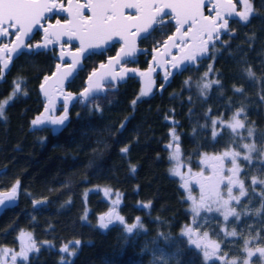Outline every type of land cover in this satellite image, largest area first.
Instances as JSON below:
<instances>
[{
    "label": "trees",
    "instance_id": "trees-1",
    "mask_svg": "<svg viewBox=\"0 0 264 264\" xmlns=\"http://www.w3.org/2000/svg\"><path fill=\"white\" fill-rule=\"evenodd\" d=\"M248 2V21L233 18L205 57L162 88L156 76L148 95H141L142 81L131 73L84 99L79 91L86 75L104 59L89 56L67 85L73 99L58 108L67 109L63 125L32 123L43 114L39 84L55 66L50 50L24 51L7 67L0 63V103L17 83L21 89L0 118V190L18 182L19 197L16 205L0 208V264H13L12 254L15 264H224L206 260L186 234L193 211L170 156L178 144L180 167H198L202 156L255 144L254 160H242L243 176L264 181V0ZM148 61L142 53L128 63L147 68ZM206 82L213 83L203 89ZM238 111L245 127L233 133L227 125ZM246 198L264 203L254 192ZM111 207L124 223L113 216L101 228ZM137 220L142 226L126 232ZM222 222L216 216L201 228L222 236ZM229 222L237 235L224 240L227 256L240 255L246 238L264 242V209ZM27 237L35 247L25 260L20 253L29 249Z\"/></svg>",
    "mask_w": 264,
    "mask_h": 264
},
{
    "label": "snow or ice",
    "instance_id": "snow-or-ice-1",
    "mask_svg": "<svg viewBox=\"0 0 264 264\" xmlns=\"http://www.w3.org/2000/svg\"><path fill=\"white\" fill-rule=\"evenodd\" d=\"M203 2L204 0H87L84 4L77 3L73 5L70 2L69 7L65 9L62 5L58 7L55 3H50L49 0H0V37L8 36L10 30H14L11 34L16 37L15 42L11 47H9L8 44L0 46V63H3V66L7 67L9 60L12 58V53L19 55V50L22 46L30 47V45H24L23 41L25 37L29 36L32 29L40 24L45 12L52 11L56 8L60 11H67L71 19L65 24H61L58 20L55 26L50 25L49 27L52 28L51 32H49L48 29H45V43L43 45H36L37 48H40L41 46L47 48L49 43L54 42V39L58 41L61 36H67L69 40L73 38L79 40L80 47L77 49L76 53L62 52L61 58H63L64 55H72V64L69 65V70L61 74L60 83L62 84L64 78L72 75V71L79 63V57L83 55V53L90 49L103 47L111 41L113 37H119L126 47L121 48L120 53H118L114 61H109V67H111L113 63H120L122 58L121 54H123L124 57L131 56L135 52L136 38H146V35L149 34L150 30H155L156 25H163L164 21L161 14L164 13L165 9H170L173 14V19L175 20L176 35L170 36L168 41H165V53L168 52L170 46L180 48L181 52H184L185 49H194L193 51H189L185 55H182L180 60H176V58L173 57L174 62L172 63V67L179 69L183 61L195 60L198 53L202 55L207 51V45L213 41L214 34L218 36L220 29L227 25V20L223 18L222 13H226L231 17L235 10V5L232 3V0H219L217 6L218 10H216L215 16L206 17L201 11ZM238 2L243 4L245 11L235 13V15L242 21H248L249 13L252 11L251 4L248 0H238ZM85 8L91 11V16H84L83 10ZM126 8L135 9L137 14L135 16L126 17L123 11ZM185 25L188 26L187 30H183ZM133 29H135V31H133ZM169 41L171 42V45L169 44ZM181 45H183V47H181ZM197 45H199V47H197ZM101 67L103 68L104 65H101ZM130 71L136 70L133 69ZM151 71L152 68H149L148 73H140V75L149 76ZM93 75H95V73H93ZM205 75H207V73ZM248 75H253L251 69L248 70ZM115 78L116 77L113 76V79ZM165 78H167V76ZM49 79V77H45L46 82ZM211 83L213 82L204 83L202 88H210ZM215 83H218V81ZM20 90V84L17 83L13 91V97L19 93ZM41 90L46 97L49 96V93L43 84L41 85ZM88 91V89H85V93H82L81 95L84 96ZM150 91L151 80L149 78L148 86L142 91L141 95H148ZM237 91H240V89H237ZM9 99H12V97ZM51 102V98L49 97V103ZM7 103L8 101L0 103V118L4 115V106ZM45 111L47 112L50 110L46 108ZM66 111L67 109L65 108V115L62 117H46L44 119L37 117L32 123L33 125H63L67 119ZM241 111L243 110L241 109ZM239 116L240 111L234 114L233 122L227 125L233 133H236L237 129L245 127L244 123L238 119ZM212 123L215 127L217 121H212ZM252 134L253 130L249 128L248 135L251 136ZM216 135L217 133L213 131V137ZM173 137L174 140L177 139L175 133H173ZM169 147H171V145H169ZM240 147L247 150L248 153V155L243 156V160L250 161V154L256 150L255 145L242 144ZM127 151V148L122 149V152ZM178 154L179 146L177 145L170 156V160L177 161V165H179ZM239 156V152L225 151L223 156L208 157V165L212 170V175L204 176L203 173L195 174V182L199 185L201 193L200 202L199 204H195V200L191 195H189L188 199L193 200V203L195 204L192 211L196 216L200 215L201 210H205L209 213L213 211L220 212L225 221H227L230 216H239L235 209L231 207V202L233 200L239 203V197H235L232 194L233 186L239 187L240 196L246 195L243 181H240L237 178V174L240 171L237 164V157ZM225 157H231L230 162L233 165L227 170L231 173V175L227 177L223 175V160ZM172 172L173 175L180 176L181 180L184 181L182 186L187 188L191 182L189 178L183 176L178 171V168H174ZM252 183L255 185L257 183H264V181H257L253 178ZM222 185L227 189V199L224 198V193L221 191ZM17 187L18 182L17 185L12 187L9 193L0 196V208H6V202H11L16 198ZM117 196L119 197V194H117ZM116 203H118V200ZM113 215L121 224L124 223L123 217L113 213L108 217V222H105V218L101 217L100 227L107 229L112 222ZM138 226H142L139 224V220H137V223L132 226H126V232L132 233ZM192 232V228L186 229V234L189 236L191 243L194 244L196 248H200L201 244L198 243L197 240L191 239ZM23 235L24 234H22V236ZM227 235L236 236V232L233 231L227 233ZM204 236L207 237V233H204ZM79 243V241L73 242L74 245H78ZM249 243L250 241L245 240V251L247 252V256L251 258L255 253L247 247ZM34 247V245H31L29 249L22 251L20 256L26 260L28 258L27 252ZM69 247L70 245H65L61 251L67 253ZM207 249L208 246L205 245L204 257L206 260H210L213 257L220 259V257L217 256L219 245H213L211 252ZM257 251L261 257H264V248L257 249ZM8 254V250H5V255ZM11 258L13 264H15L17 258L16 255L12 254ZM61 264H67V262L62 261ZM224 264H239V262L237 260L228 261L227 259H224ZM242 264H249V261L246 259Z\"/></svg>",
    "mask_w": 264,
    "mask_h": 264
},
{
    "label": "water",
    "instance_id": "water-1",
    "mask_svg": "<svg viewBox=\"0 0 264 264\" xmlns=\"http://www.w3.org/2000/svg\"><path fill=\"white\" fill-rule=\"evenodd\" d=\"M50 3H55L56 5L58 4L57 0H49ZM72 3L73 5L79 3V4H84L85 2L83 1H79V0H68L67 4L63 7L65 9H67L69 7V3ZM87 2V0H86ZM208 3H211L212 8L215 10V13L213 15H209L205 13L204 10V6ZM218 3L219 0H204L203 4H202V8L201 11L203 13L204 16L206 17H214L216 14V10H218ZM232 3L235 5L234 0H232ZM54 10L52 11H47L44 13L43 18L40 21V24L35 26L32 31L29 33L28 37H25L23 44L27 45V41L31 38V36L39 29L41 31H43L44 33V37H45V29H48L49 32L52 31V28H50L49 26H55L57 21L55 22H49V21H45V26H43V21L44 19L49 16ZM85 11L89 12V16H91V11L87 8H85L83 10V13ZM125 16H135L136 10L133 8H126L123 10ZM237 11V7L235 5V10L234 13ZM64 13L67 15V19L64 21H60L61 24H65L68 20L71 19V17L69 16L67 11H64ZM135 13V14H133ZM166 14H171V19L175 24V20L173 19V14L171 13L170 9H165L164 13H162V17ZM223 18L225 19V16L227 15L226 13H222ZM86 17V16H85ZM88 17V16H87ZM227 20V19H225ZM228 21V20H227ZM222 22V21H221ZM187 25L184 26L183 30H187ZM228 27H224L222 29H220L219 31V35L216 36L214 34L213 37V41L211 43H209L207 45V51L204 54H197V58L195 60H199L203 57H205L208 54L210 45L212 43L215 42V40H217L222 32L226 31ZM133 31H135V29H133ZM151 31V30H150ZM143 35V34H142ZM176 35V28L173 31L172 34H170L168 36V38L170 36ZM168 38L165 41H168ZM16 37L14 36L13 40L8 44L9 47L12 46V44L15 42ZM139 37L136 38L135 40V52L129 56V57H124L123 54H121V61L120 63H113L111 65V67H109V61L112 60L114 61L115 58L117 57L118 53H120V50L122 47H126V45L124 44V42L122 40H120L119 37H113L111 41H109L106 45H104L101 48H95V49H90L88 51H86L85 53H83V55H81L79 57V63L76 65L75 69L72 71V75L66 77L63 79L62 84L60 83V77L61 74L65 71L69 70V65L72 64V55H64L63 58H61L62 56V52L63 53H76L77 49L80 47V42L78 39H71L69 40L67 36H61L59 38V40L57 42H59V44L64 41V40H68V41H72V42H76L78 44L77 48L74 49H65V50H59L58 55H57V64L55 66V68L53 69L52 72L48 73L47 75L44 76V78L42 79L41 83L39 84V92L41 94V96L44 98V108H43V115H51V114H55L58 110V108L62 105L67 103V94H69L70 92L67 89V83L69 81H71L73 79V77L79 72V70L81 68H83L84 66V58L91 52H99L102 49L107 48L108 46L111 45L112 42H121V45L117 48L116 52L110 56H108L104 61L100 62L86 77L85 80V85L84 87L79 91V95L82 96V93H85V89H88L89 91L82 96L84 99H89L90 97L96 95V94H101L104 93L110 86L108 84L112 83V84H117L119 81H123L130 73L129 67L127 65L124 64V62L126 60L129 59H133L135 55L140 54L142 52H144L145 49H143L142 47L139 46ZM55 40V39H54ZM163 42L162 45H160L158 48H156L153 52V55L150 59L149 65L150 67L156 66L157 69H162L161 73L164 76V82L162 84V87L166 86L168 84V82H170V80L172 79V77L178 73L181 72L190 62H193L195 60L192 61H188L185 60L181 63L179 69L177 68H173L172 67V63L173 61V57L176 58V60H180V57L182 55H185L187 52L189 51H193L194 49H185L184 52H181L180 48H176V47H169V50L167 53H165V49H164V43ZM169 44L171 45V42L169 41ZM181 47H183V45H181ZM197 47H199V45H197ZM30 47H21V49L19 50L20 53L25 50V49H29ZM173 51V53H172ZM175 51V52H174ZM18 55L16 53H12L11 54V59L8 62L9 66L13 60L17 57ZM7 58V57H6ZM3 64V63H2ZM101 65H104V67L102 68ZM59 66V67H58ZM168 67V70H167ZM165 68V69H164ZM123 70V71H122ZM93 73H95V75H93ZM55 74V75H54ZM113 76H115L116 78L113 79ZM167 76V78H165ZM45 77H49L50 79L46 82L45 81ZM122 77V78H121ZM44 85L45 89L48 91L49 96H45L44 92L41 90V85ZM161 87V88H162ZM49 97L51 98V103H49ZM49 109L50 111H45V109ZM178 145V144H177ZM177 145L175 146V148L177 147ZM179 146V145H178ZM12 188L9 189H1L0 190V196L6 195L7 193H9L11 191ZM19 197H18V189H17V193H16V198L11 201V202H6L7 206H12V205H16L18 203ZM115 213V215H118V212H116V207H111L106 213H105V218L108 219V217ZM114 216V215H113ZM112 216V217H113ZM211 248L213 245H209Z\"/></svg>",
    "mask_w": 264,
    "mask_h": 264
},
{
    "label": "flooded vegetation",
    "instance_id": "flooded-vegetation-1",
    "mask_svg": "<svg viewBox=\"0 0 264 264\" xmlns=\"http://www.w3.org/2000/svg\"><path fill=\"white\" fill-rule=\"evenodd\" d=\"M57 1H58V4H57L58 7L61 6V5L64 7L67 4V1L68 0H57ZM79 1H83V2L86 3V0H79ZM234 3L236 5V7H237V11L235 13H238L240 11V5H241V3L238 2V0H234ZM204 10H205V13L206 14H209V15H213L215 13V10L212 8L211 3L206 4L204 6ZM83 14L86 17L89 16V12L88 11H85ZM133 14H135V13H133ZM171 17H172L171 14L164 15L163 16V21H164L163 25H156L155 26V30H151L149 32V34L146 35V38H140L139 39V46L142 47L143 49H145L144 52H142V53H144L148 57V60H149L148 61V67L146 68L147 72H148L149 68H152L151 74L154 77L158 76V78H160L161 81H164V76H165V75H162V73H161L162 69H159L158 70L156 66L150 67L149 62H150V59H151V57L153 55L154 50L156 48H158L160 45H162L163 42L168 38V36L170 34L173 33V31L176 28V25L172 21ZM236 17H238V16H236L235 14H233L231 17L228 16V15H226L225 16V19H227L228 21H227V25L225 27H228L230 21L233 18H236ZM67 18L68 17L64 13V11H60V10H58V8H56V10H54L49 16H47L44 19L43 26H45V24H46L45 21H49V22H55V21H58V20L59 21H64ZM12 32H14V30H10V34L8 36H6V37H0V46H3V44H9L13 40V38H14L15 35H12L11 36V33ZM158 33H160V34H158ZM156 35L159 38L154 39V36H156ZM220 38H221V36L218 39H220ZM217 40H215V42ZM44 43H45L44 33H43V31H41V30L38 29L31 36V38L27 41V45H30V48L23 50L20 54H22L24 51H27V52L32 51L33 49H41V48L47 49V50H50L53 53V55L55 57V66H56L57 61H58L57 55H58L59 50L74 49V48H77L78 47V44L76 42H72V41H68V40H64L60 44H59V42H57L56 40H54V42L48 44L47 48H45L43 46H41L40 48H37L36 47L37 44L43 45ZM214 43H212L211 45H213ZM120 45H121V42H112L110 46H108L105 49H102L99 52H94L93 51V52L89 53L84 58V66H85L86 60L89 58V56H92L94 54L104 55V59L102 60V61H104L108 56L114 54L116 52L117 48ZM142 53H140V54H142ZM172 53H173V51H172ZM140 54H137V55L134 56L133 59H129V60H126L124 62V64L129 67V70H133V69L135 70V68H138V65H136L134 63H128V61H133V62L136 61L137 58H138V56ZM102 61H100V62H102ZM195 61H197V60H195ZM195 61H193V62H195ZM100 62H98V64ZM193 62H190V63H193ZM55 66H54V68H55ZM167 70H168V67H167ZM133 72H135V71H130L129 75L131 73H133ZM87 75H86V77H87ZM71 81H69V82H71ZM68 83H67V85H68ZM108 85L111 86L112 83H110ZM69 94H67V100H68L67 103L73 99V96H71V95L69 96ZM67 103H65V104H67ZM255 149H256V146H255ZM225 151H236V152H239L240 153V156L237 157V164H238L239 169H240V171L237 174V178L240 181H243V185H244V188H245L246 195H250V194H252L254 192L255 194H258V195L262 196V198L264 200V190L262 188V185H260L258 183L254 185L252 183L253 178H249V180H247L243 176L244 173H245V170L243 168L242 160H243V156L244 155H248L247 150L243 149L242 147L239 148V147L232 146V147L225 148L223 151H221L220 153H217V154H215L213 156H223V153ZM253 155H254V153L252 152L250 154L251 158L253 157ZM213 156L209 155L208 157H213ZM208 157L202 156L201 157V161L199 162V166L198 167L188 166V168L186 169L188 171H183V175L185 177H188L189 180L191 181L189 183V185H188L187 188H185V187L182 186L183 189H184V192H186V189H188V190L195 189V190H198L200 192L199 185L195 182V174L203 173L204 176H210V175H212V170H211V168L208 165V160H207ZM230 160H231V157H225L224 160H223V167H224L223 175L225 177L231 175V173L227 171L229 168H231L233 166L231 164ZM251 160H254V159H250V161ZM181 184L182 185L184 184V181L183 180H181ZM221 191H222V193H224V196L227 195V189L223 185L221 186ZM232 194H233V196H239V198H240V201H239V204L240 205H238V207H237L238 209H244V208H246V210H247L248 213H250V212H256L257 213V212H259V210L264 209V203H261L260 205H258V204L253 203V201L251 202L250 199H247L246 198V195L240 196V191H239V187L238 186H233V193ZM241 212H243V211H241ZM241 212H240V214H241ZM208 244L209 243L202 241V244L201 245L204 247L205 245L208 246ZM254 245H255L256 248H264V242H254ZM243 246H244V244H243ZM220 251H221V248H219V252L217 253V256H219V257L221 256ZM242 251L243 250L241 249V253H242ZM215 260L220 261V259H215Z\"/></svg>",
    "mask_w": 264,
    "mask_h": 264
},
{
    "label": "rangeland",
    "instance_id": "rangeland-1",
    "mask_svg": "<svg viewBox=\"0 0 264 264\" xmlns=\"http://www.w3.org/2000/svg\"><path fill=\"white\" fill-rule=\"evenodd\" d=\"M244 11H245L244 6L241 3L239 12H244ZM135 70L136 71L133 72V73H136L140 77V79L142 81V91L148 86L149 78L151 80V90H152L154 88V86L156 85V77H154L151 73L149 74V76L140 75V73H148L146 68L144 69V68H139L138 67V68H135ZM161 85H162V83H160V87L159 88L162 87ZM10 97H13V92L7 98H5L1 103H3L4 101L11 100V99H9ZM64 112H65V110L62 111L61 113H55V114H51V115H48V116L42 114V115H40L38 117H40L41 119H44L46 117L59 118V117L64 116ZM232 119H233V117H232ZM238 119L243 122L242 119H240V118H238ZM232 122H233V120L230 121V123H232ZM223 124H226V123H223ZM54 126H58V125H54ZM239 130H241V129H239ZM178 161H179V159H178ZM174 168H178V171L182 175H183V171H188V170H186L188 168V166L183 165L182 167H180V161H179V165H177V161H176V165H174ZM176 176L179 177V179L181 180L180 176H178V175H176ZM189 195H191V197L194 198L195 204H199L201 193L198 190H195V189H192V190L186 189L185 197H186V199L189 202L191 210H193V208L195 207V204L193 203V200L188 199ZM235 197H239V196H235ZM224 198L227 199V195H225ZM239 201H240V198H239ZM238 205H240V204L237 203L235 200H233L231 202V207L235 209V211L239 214V216H240V212L241 211H243L241 213H246L247 212L246 208L238 209L237 208ZM193 216H194L193 217V221H192L191 226H190V228L193 229L191 239L197 240V242L200 243V244H202V241L207 242V243H209L208 246L210 244L211 245H219V248H221L220 261L222 263H224V259H227L228 261L237 260L239 262V264H242V262L247 259L249 261V264H264L263 263L264 262V257H261L259 252L257 251V249H260V248H256L255 247L254 242H253L255 239H252V238H246L245 239V240L250 241V243L248 244L247 247L255 253V255H253L251 258H249L247 256V252L245 251V240H244V246L241 248L243 251H242V253L240 255L234 256V257L233 256H227V251H225V252L223 251V247L225 245H227L224 240H227L228 238L232 239V237H234V236L227 235V233H231V232L234 231L233 229H230V228L228 229V224L230 223L229 221L234 219L236 216H230L229 219L227 221H225L224 218H223L222 213L216 212V211H213V212L209 213V212H207L205 210H201L199 216H196L194 213H193ZM216 216L218 218H220L221 222L223 221L222 225H221L222 236H214V235H212V233L208 229H202L201 228L202 224L207 223L208 221L214 219ZM204 233H207V237L204 236ZM236 235H237V233H236ZM24 240H25V242H24L25 246L27 248H30L31 243H32L31 242V238L27 237ZM200 249L202 251H204V247L202 245H201ZM207 250L211 252L212 248L209 246ZM158 255H159V257H163L164 255H166V251H164L163 249L160 248L158 250ZM213 259H216V258L213 257L212 259H210L208 261L210 262ZM3 263L4 264H8V262H6L5 260L3 261Z\"/></svg>",
    "mask_w": 264,
    "mask_h": 264
}]
</instances>
